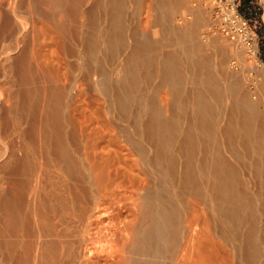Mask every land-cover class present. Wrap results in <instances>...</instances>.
<instances>
[{
	"label": "bare ground",
	"instance_id": "obj_1",
	"mask_svg": "<svg viewBox=\"0 0 264 264\" xmlns=\"http://www.w3.org/2000/svg\"><path fill=\"white\" fill-rule=\"evenodd\" d=\"M187 1L0 0V264H264V80Z\"/></svg>",
	"mask_w": 264,
	"mask_h": 264
},
{
	"label": "rangeland",
	"instance_id": "obj_2",
	"mask_svg": "<svg viewBox=\"0 0 264 264\" xmlns=\"http://www.w3.org/2000/svg\"><path fill=\"white\" fill-rule=\"evenodd\" d=\"M222 1L223 0H221V2ZM227 1L228 2L224 0L222 5L220 4L221 6L220 5L214 6L213 10L211 9L210 13L207 14V17H209L208 18L209 21L207 22L208 24L206 23L205 25L207 27L204 26V28L201 29V30H204L203 33H205V35L204 34L203 35L204 36L215 35L214 33L217 32V35L220 34L221 37L223 38L221 39L218 36L216 37L220 38L221 40L224 39L223 43H225L226 41L227 43H240V45L243 44L244 47H248L251 51V54L249 53V57L253 58V62L255 63L254 64L255 67L253 66V68L255 70H258L259 72V74H255V76L258 75L259 77H262V79L264 80V75H263L264 74V71H263L264 70V0H227ZM187 2L190 4V6L194 5V7L192 6L193 8L198 7L202 9V8H205L210 2H212V0H189ZM198 2H200L199 3L200 5L198 4ZM128 9L129 10H127V13H126L127 29L137 30L138 32L150 33L151 31V28L149 26L150 23L147 21V18H146L147 14L145 13V11L136 13L135 6H133L132 4L129 5ZM235 9L238 15L241 17L240 19L239 16H237L239 23L237 19H236L237 22L235 23H231V20L230 22L228 21L229 20L228 15L231 12H234ZM216 19H221L227 22L226 30H228L230 36L224 34L221 31V28H219L218 30V27H216L217 25L214 24L215 23L214 21ZM144 24L145 25L147 24V25L144 26ZM224 24L223 26H225ZM214 25L215 27H213ZM211 30H214V31H211ZM252 52H253V55H252ZM259 70L263 72H260ZM262 79L259 78L258 80H262ZM64 86L66 88H69V85L67 86L64 85ZM73 92L76 93L75 90ZM151 93L152 92L150 91L149 92L150 96L153 95Z\"/></svg>",
	"mask_w": 264,
	"mask_h": 264
},
{
	"label": "built area",
	"instance_id": "obj_3",
	"mask_svg": "<svg viewBox=\"0 0 264 264\" xmlns=\"http://www.w3.org/2000/svg\"><path fill=\"white\" fill-rule=\"evenodd\" d=\"M223 1H224V0H223ZM223 1L221 2V4L223 3ZM225 1H226V2H228L227 0H225ZM234 13H236V16H239V15H238V13H237V11H236V9H235ZM228 18H229V20H228V21L230 22V20H231V23H235V22H237V21H236V19H232V17H231V16H229V15H228ZM239 18L241 19V17H240V16H239ZM224 23H225V24H224L225 26H224V28H221V31H222L224 34H226V35H229V36H230V34H229L228 30H226V23H227V22H226V21H224ZM238 23H239V22H238Z\"/></svg>",
	"mask_w": 264,
	"mask_h": 264
}]
</instances>
